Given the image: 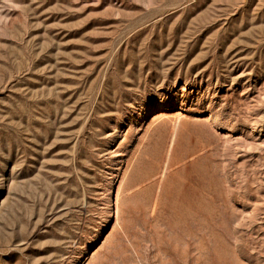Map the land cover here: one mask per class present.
Segmentation results:
<instances>
[{"label":"rangeland","instance_id":"obj_1","mask_svg":"<svg viewBox=\"0 0 264 264\" xmlns=\"http://www.w3.org/2000/svg\"><path fill=\"white\" fill-rule=\"evenodd\" d=\"M0 264H264V0H0Z\"/></svg>","mask_w":264,"mask_h":264}]
</instances>
